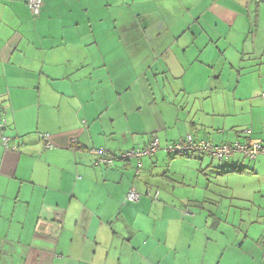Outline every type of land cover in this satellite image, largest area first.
<instances>
[{
    "label": "crops",
    "instance_id": "1",
    "mask_svg": "<svg viewBox=\"0 0 264 264\" xmlns=\"http://www.w3.org/2000/svg\"><path fill=\"white\" fill-rule=\"evenodd\" d=\"M27 2L0 0V264H264V156L222 162L224 192L187 178L202 156L94 165L264 143V0Z\"/></svg>",
    "mask_w": 264,
    "mask_h": 264
},
{
    "label": "built area",
    "instance_id": "2",
    "mask_svg": "<svg viewBox=\"0 0 264 264\" xmlns=\"http://www.w3.org/2000/svg\"><path fill=\"white\" fill-rule=\"evenodd\" d=\"M43 0H28L27 5L34 17L40 15ZM7 121L3 116L0 109V144L10 150H17V145L11 143V138L5 134ZM249 133V131H246ZM41 141L45 149H51L54 147L53 142L49 138L48 134H43ZM163 150L172 157H188L194 155H205L213 160L225 162L236 155H242L246 159L255 160L259 156H264V143L261 141H235L214 143L208 139H195L192 135H188L175 142H169L166 145H162L160 139L154 136L153 139L144 147H137L121 152L118 155H111L109 157L104 156L94 161L95 166L107 165L113 166L116 159L129 161L135 159L138 162L136 169V175L141 173V159L144 157H152L158 151ZM101 153H105L103 148L99 150ZM159 196V191L154 194V197ZM141 199V194L134 188L130 189L127 193V200L130 202H137Z\"/></svg>",
    "mask_w": 264,
    "mask_h": 264
},
{
    "label": "rangeland",
    "instance_id": "3",
    "mask_svg": "<svg viewBox=\"0 0 264 264\" xmlns=\"http://www.w3.org/2000/svg\"><path fill=\"white\" fill-rule=\"evenodd\" d=\"M197 156H202L204 160V165L209 164V166L205 169L204 172H201V175L199 177V173L197 172V167L195 166L194 168L190 167L188 168L186 171V173L188 174V179H191L193 181H195L197 178H200V181H202L203 179L206 180H210L213 184H219L220 186H222V190L227 191L228 188H226V185L230 183V177L227 174H222V172H220V170H223V166L222 162L218 161V160H213L210 157L205 155H197ZM186 160V161H190L188 164H192L194 163L195 165H198L199 163H201L200 160L198 159H187V158H178V160ZM249 162V161H247ZM219 169V170H217ZM213 188V187H212ZM193 190H195L194 188H192ZM190 188V190H192Z\"/></svg>",
    "mask_w": 264,
    "mask_h": 264
}]
</instances>
